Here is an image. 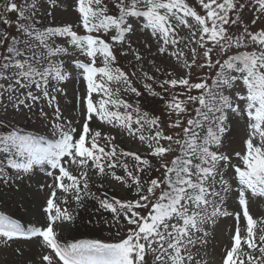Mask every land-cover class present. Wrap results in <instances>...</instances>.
Wrapping results in <instances>:
<instances>
[{
    "label": "snow or ice",
    "instance_id": "6c2138e0",
    "mask_svg": "<svg viewBox=\"0 0 264 264\" xmlns=\"http://www.w3.org/2000/svg\"><path fill=\"white\" fill-rule=\"evenodd\" d=\"M36 175L38 219L0 211V246L35 243L31 264H210L221 218L234 224L216 264H264V0H0V188ZM100 178L132 195L98 196ZM69 199L95 200L118 239H61Z\"/></svg>",
    "mask_w": 264,
    "mask_h": 264
},
{
    "label": "rangeland",
    "instance_id": "374dc122",
    "mask_svg": "<svg viewBox=\"0 0 264 264\" xmlns=\"http://www.w3.org/2000/svg\"><path fill=\"white\" fill-rule=\"evenodd\" d=\"M188 2L195 6L196 0H188ZM252 15L253 14L250 10L244 11L243 17L246 23L250 22ZM126 59H131V57H127ZM145 68L148 69V66L145 65ZM79 87L80 86L77 84H71L68 86L70 99L72 97V90ZM61 107L64 115L68 118L71 119L76 116V112L73 110L72 103L66 104L62 99ZM154 109L156 110L155 114H159L160 110H162V104L159 106L155 105L154 107L149 108L148 111H153ZM29 127H31V124H29ZM91 127L109 135H116V143H121L124 147L130 150H139L141 152L144 151L143 147L138 141H134L131 137L120 135L118 131L111 130L107 125H101L98 121H93ZM41 131H43V129H41ZM235 135L239 137V128H236ZM104 180L109 186L110 190H112L113 194H115L117 197H130L132 195L131 192L119 186L118 184L110 182V178H104ZM98 181L99 179H94L92 182L96 184ZM37 182L43 183L44 177L41 175H36L30 180H25L19 191H16L15 189L8 190L6 188H0V208L7 212L17 211L18 214L31 221L38 219L35 213L38 209V206L43 201L44 194L36 192ZM21 204L23 207L20 206ZM71 204L72 200L69 199V203L62 206L69 207ZM234 207V203L229 202V210H232ZM252 212L255 214V216L264 214V202L254 204L252 207ZM233 224L234 221L231 218H221V220L218 222V225L216 226L214 234L209 237L207 248L200 250V257H202L203 260L209 261L210 264H216V262L219 261L225 247L230 246L229 232L233 230ZM70 229V223L66 224L63 227L61 233L67 234ZM21 246L25 249V255L23 257H20L14 253V250L17 247L16 243L0 246V264H31V261L35 260L39 255L38 247L35 245V243L22 244ZM205 253H207V255H205Z\"/></svg>",
    "mask_w": 264,
    "mask_h": 264
},
{
    "label": "trees",
    "instance_id": "16d2710c",
    "mask_svg": "<svg viewBox=\"0 0 264 264\" xmlns=\"http://www.w3.org/2000/svg\"><path fill=\"white\" fill-rule=\"evenodd\" d=\"M130 60L131 59H126L124 57L119 58L120 66L125 67L124 69L126 71L132 70L129 67ZM145 70L150 71L149 67L148 69L145 68ZM133 79H134V86H136L138 89L143 91V84L140 81L136 80L135 78ZM121 95L123 96L124 99L128 100L129 103L131 102L134 103L138 99L131 93L125 94L122 92ZM145 97L139 98L145 110H148L149 108L154 107L155 105L157 106L161 105V103L157 101L155 98L147 97V94H145ZM92 129L96 130L95 128ZM118 144L121 147L128 149L124 147L121 143ZM144 154L146 155V153ZM118 174H119V170H118ZM101 183L103 184V187L99 186ZM90 189L98 196H103L105 193H107L109 196L115 195L113 194L112 190H110L109 186L105 183L104 178H100L96 184L91 182ZM69 210L72 211L74 215H76V220L74 223H70L71 229L67 234L61 233V239L71 240V239L91 238V239H101L106 242H110L115 239H118V237L116 236L117 230L115 228L110 229L107 225L102 223V221L105 219L110 221L111 215L109 213L104 212L102 209H99V205L95 200H85L84 207L82 208L77 207V205L73 201L72 206L69 208ZM0 211H4V210L0 208ZM8 213L13 214L17 218L22 219V221H30L24 218L22 215L18 214L17 211H12ZM90 220L91 223L89 222Z\"/></svg>",
    "mask_w": 264,
    "mask_h": 264
}]
</instances>
